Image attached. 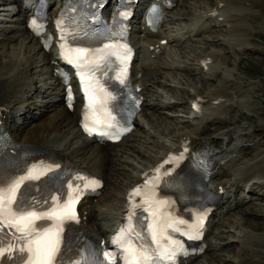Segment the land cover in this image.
I'll list each match as a JSON object with an SVG mask.
<instances>
[{"label": "bare ground", "instance_id": "6f19581e", "mask_svg": "<svg viewBox=\"0 0 264 264\" xmlns=\"http://www.w3.org/2000/svg\"><path fill=\"white\" fill-rule=\"evenodd\" d=\"M0 1L3 2L1 9L3 10L6 8L5 6L10 7V5L15 3L17 0ZM177 5L179 4L177 3ZM209 6L210 5H208L206 1L201 4L200 11L197 12L194 17L188 20L189 25L187 26V28H185L187 32L190 31L189 33H193L192 35L194 36L205 33V29L207 28L204 27V25L201 23L204 22L206 20V17L209 15ZM11 13L15 14L14 11H12ZM215 14L218 15H215L213 18H217L219 22H224L223 20L220 21L222 17H227L229 21L234 19L244 20V18L246 19L248 17L261 18V16L264 15V1L216 0ZM22 20L23 19H21V17L18 18L17 21L12 25L6 26L5 30L3 31L5 34V38H7V40L9 41V45L7 44V42L6 45L13 46L12 44L14 42L20 40L17 44H15L20 48H17L15 50V58L13 56V58L10 57L11 59L9 61H6V63L5 61H0V114L2 115L6 123L10 125L9 127L12 131L14 141L18 145H34L41 147L49 154L72 161L79 168L86 170L90 174L102 178L107 185L109 178L114 176H110L108 166L110 164H114V161L117 158L121 157L120 152H123L121 149L122 147H124L125 143L131 141V139L135 135L137 136V134L141 135L143 133L144 135L149 137L151 135V132L149 131L150 129L148 130L147 124L143 122V119L141 117L137 122V129L135 130V132H133L119 144L100 145L94 143L86 136H84L81 133L78 123L81 117V105H79V103L77 102L73 106V108L69 109L64 104L63 99L58 98L61 96V89L58 85V82L52 79L54 69L53 64L55 63V61H57L56 54L51 49L48 51V49L44 46V43L42 41L44 40L45 35L35 38L28 32L26 24ZM136 27L139 28L140 31L133 38L137 39L138 43L141 45H145L146 43H148V46H145L142 49V58L140 60V64L135 65V70L138 73L144 72L145 75L153 73L157 71V61L155 59L160 55L157 51H163L167 49V46H163L161 42L164 39H167L168 42H170L169 38L162 34L161 30L158 33H154L143 24L138 23ZM232 29L233 31L229 40L236 41L240 48L242 46H245L246 43H248V30L241 25L237 27L232 26ZM3 40L5 39H1L0 37V44ZM10 43L12 44L10 45ZM25 48L28 50L30 49L34 52V55L32 54V58L26 57L27 54H24ZM29 54L30 53H28V56ZM36 55L44 56L43 60L41 61L43 62L41 67H43V71H45L44 73L46 75H49L48 79H51V82L47 83L48 87L44 92L46 95L42 96V98H44V100L42 101L38 100V98L41 97L39 95H41L43 92L41 88H38V86H36V83H34L35 74L29 75V73H34L33 67L36 62L34 56ZM154 55L156 56V58L154 57ZM207 57L209 58L207 60L209 64H207L206 70H209L210 74L213 76V70L219 71L218 68H222L223 63L221 59H219V55H217V53L209 54ZM222 73L224 74V77L221 78L220 83L226 86L229 84V73L228 71H223ZM143 78L144 77H142L141 80L145 82V78ZM229 94L230 92L228 90H225L223 87H219L216 90H212L206 94H203V96L199 94L194 96L192 98L194 108L192 110V113H190V116L191 118L195 119L194 121H196L197 123L195 130H193V132L191 133L185 134V136L180 135L176 137H164V140L162 142V137L155 135V132L152 138L156 139L154 143L163 146V150L161 149L162 154L159 156L158 154L155 155L158 157L154 161L149 159V161L152 162L149 165L147 164L141 170L139 168V174L138 170L136 169L138 176L135 177L133 175L135 177L133 186H129V188H131L127 190L123 197L120 196L118 200L119 202H117L118 205H116V207L114 205H107L106 208H103V205L105 204L104 193L97 199V205L94 203L96 201L95 199L87 202L81 208L82 217L85 220L86 224L97 234L103 237L108 235L110 231H113L115 226H119L123 222L122 220L123 218H125L129 210V193L132 192L133 189L145 183L146 175L148 176V178H150L155 170L170 156H173V154H180L183 152L188 156H192L196 149L207 148L218 151V158L214 164V172L209 186L210 188L218 192L221 191L224 193L226 191V193H224L223 197L220 199L219 205H223L225 201L228 200L230 196L229 194L232 192L233 188H236L238 185L247 188L250 184H257L264 188V164L259 166L253 164L254 166H249L246 169L238 167L236 163L238 159L240 160V157H246V153L257 154L258 149L255 148V146H260V141L264 139V124L255 123L254 125L248 127L246 126L241 128L229 129L222 133H216V135L210 134L208 137L202 135L203 132L208 129L210 130L212 126L220 124L227 115H230L231 108L229 104ZM39 102H41L40 104L42 105H39ZM156 106L157 105H153L147 102L144 105L142 115L144 116V112H146V109L153 110L157 108ZM33 107H36L38 111L33 113L32 116L27 117V121H23L18 124L15 123V121L22 115H27ZM159 107L161 109H164V106L162 107L161 105H159ZM165 107L167 108L170 106L165 105ZM155 118L156 117H154V119ZM141 142L142 141H140V143ZM166 166L167 164L164 165V168ZM229 173L231 175H228ZM231 176L232 178H230ZM128 180L130 181V179ZM106 189L107 188L105 186V190ZM259 196L263 197L261 194H259ZM246 199L247 198H245V200ZM99 204H101L102 207H100L101 205L99 206ZM209 227L210 231L208 233V237H210L211 234V226ZM244 230V228H240L238 234H236L235 236L236 240L240 242V248L242 250L250 249V252H252L254 255L253 257H258V255H256V252L258 250H255V246L261 248L264 246L262 237L260 235H255L252 232L246 233ZM220 244L221 243L215 245V247L220 246ZM243 252L245 253V251ZM239 254L241 255V253ZM240 255H238L235 260L236 264H249L245 263L242 259L243 255H241L242 258Z\"/></svg>", "mask_w": 264, "mask_h": 264}, {"label": "rangeland", "instance_id": "374dc122", "mask_svg": "<svg viewBox=\"0 0 264 264\" xmlns=\"http://www.w3.org/2000/svg\"><path fill=\"white\" fill-rule=\"evenodd\" d=\"M205 1L210 5V9L215 7L216 0H178L179 5L166 15L162 30L164 35L169 38L170 43L163 54L155 59L157 71L147 74L144 82L148 103L157 105V108L153 110L146 109L143 116V122L147 124L151 135L149 137L143 133L135 135L122 147L121 150L125 151V154L120 152L121 157L114 161L116 165L114 163L108 166L110 176H114L109 178L106 185L107 191L105 190L106 194L104 192L105 204L103 208H106L107 205L116 207L120 196L123 197L131 188L129 186H133L139 171L152 162L149 159L154 161L162 154L163 146L154 143L156 139L152 138L155 132V135L162 137V142L164 137L185 136L195 130L197 123L190 116L192 113L191 100L194 96L198 94L203 96V94L219 87L230 92V115H227L220 124L203 132L202 135L205 137L229 129L248 127L255 123L264 124V15L261 18L248 17L244 20L234 19L231 21L224 17V22H219L217 18H207L201 23L207 28L205 33L192 36L191 33L186 32L185 28L189 25L188 20L200 11L201 4ZM5 7L0 11V37L5 39L0 44V61L6 63L11 58H15V50L20 48L15 44L20 40L13 44L10 43L13 46H8L9 41L5 38L3 31L6 26L16 22L20 15L11 13V9L17 8V5ZM240 25L248 30V43L242 46L243 48H240L236 41L229 40L233 31L232 26ZM25 49L26 57L32 58L34 52ZM28 53H30L29 56ZM213 53L219 55L223 65L222 68H218L219 71L213 70L212 76L209 70H204L200 64L204 56ZM43 58V55L34 56L36 61L33 67L34 73H29V75L35 74L34 83L43 92L39 95L41 96L38 98L40 101L44 100L42 96L46 95L44 92L48 87L47 83L51 82V79H48L49 75H46L41 67ZM223 71L229 73V84L226 86L220 83L221 78L224 77ZM40 103L39 105H42ZM159 105L164 106V109H161ZM165 105L170 107L166 108ZM36 111H38L36 107H33L27 115L21 116L16 122L27 121L25 117L32 116ZM153 116L156 118L154 119ZM140 141L142 142L140 143ZM255 148L258 149L257 154L246 153V157H240L239 162L238 160L236 162L238 167L247 169L249 166H254L253 164L256 166L264 164V139L260 141V146L257 145ZM157 154L158 156H155ZM231 196L228 202L221 207L220 213L212 223L211 234L207 240L210 251L208 250L205 257L194 264H236L235 260L240 255L239 253L243 255V258L240 256L245 263L264 264V246L262 248L255 246V250H258V254L256 252L258 257H253L250 249L242 250L240 242L235 238L240 228H244L246 233L252 232L255 235H260L264 242V199H262L264 198V188L257 184H250L247 188L238 185L233 189ZM245 198L247 199L245 200ZM97 199L94 202L96 205L98 204ZM219 243H221L220 246L215 247Z\"/></svg>", "mask_w": 264, "mask_h": 264}, {"label": "snow or ice", "instance_id": "6c2138e0", "mask_svg": "<svg viewBox=\"0 0 264 264\" xmlns=\"http://www.w3.org/2000/svg\"><path fill=\"white\" fill-rule=\"evenodd\" d=\"M69 36L76 39L75 33L70 32L67 35L62 34L61 40H67ZM60 47L61 56L78 70L80 76L87 100L82 124L85 131L89 135L95 132L101 136L118 138L121 131L127 129H121L120 122L108 108V100H115L116 97L101 84L95 72L101 67L102 62L115 57L121 64L116 78L123 85L127 76L130 49L118 43H106L94 51L86 47L68 46L65 43ZM67 100L71 107L70 89ZM183 158V154L170 156L155 170L151 178L146 175L145 183L129 193L128 223L121 227L112 240L120 249L124 264H174L177 255L185 253L181 242L165 235L168 229L180 232L179 225H184L185 221L177 220L171 217L170 213L161 211V207L169 205L170 202L157 199L156 191L162 179L161 170L163 169V176L170 175V170L164 168V165ZM49 173L52 175L48 176ZM43 176H48L49 180L53 179L56 177V169L51 165L33 166L25 170L24 174L10 177L7 182L0 180V264H103L104 261H107V264H114L116 254L108 251L102 253L103 261L98 258L69 261L63 259V253L67 248L66 226L69 222L79 223L75 205L85 189L94 191L99 182L77 174L70 178V181L74 180L77 183L66 181L67 191L51 196L49 198L51 202L28 198L26 194L32 187L29 182L40 180ZM136 197H140V200L137 201ZM44 204L48 205L47 208ZM136 209L141 211L138 213ZM145 212L153 218L146 225V230L151 236L152 243L157 246L155 250L144 243H138L143 237L136 226L141 220L146 219L143 216ZM37 221L52 223L37 225ZM201 227L198 222L189 226L190 230L183 234L190 240L199 239ZM6 229L8 231H5ZM161 238L168 242L162 245Z\"/></svg>", "mask_w": 264, "mask_h": 264}]
</instances>
